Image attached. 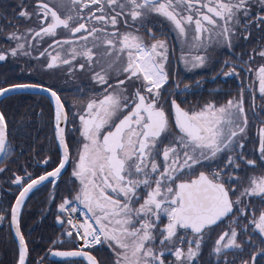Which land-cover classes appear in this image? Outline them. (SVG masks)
I'll return each instance as SVG.
<instances>
[{
	"label": "snow or ice",
	"instance_id": "6c2138e0",
	"mask_svg": "<svg viewBox=\"0 0 264 264\" xmlns=\"http://www.w3.org/2000/svg\"><path fill=\"white\" fill-rule=\"evenodd\" d=\"M17 8L30 26L7 34L14 46L0 48V61L44 57L45 69L86 74L92 87L69 100L42 80L0 83V97L47 94L56 145L55 160L33 157L42 174L10 169L19 156L0 111V173L12 171L19 189L14 203L0 202L15 264H33L24 211L45 182L61 231L36 264H201L209 240V264H264V42L236 51L253 29L264 32V0H20ZM44 37L53 43L33 56ZM224 50L231 56L217 55ZM180 64L239 81L235 94L190 104L203 77L181 88ZM66 166L71 184L56 202ZM105 249L107 257L93 254Z\"/></svg>",
	"mask_w": 264,
	"mask_h": 264
},
{
	"label": "flooded vegetation",
	"instance_id": "af4514ba",
	"mask_svg": "<svg viewBox=\"0 0 264 264\" xmlns=\"http://www.w3.org/2000/svg\"><path fill=\"white\" fill-rule=\"evenodd\" d=\"M20 0H0V48L12 47L14 42L7 39V34L14 31L15 27H19L21 31L25 27L30 25L22 18L18 19L16 13L18 11L17 5ZM64 36H57L56 39H63ZM39 38H37V41ZM37 41H33L30 38V43L37 44ZM258 41L264 42V32L253 29V35L249 38L248 42H241V47L236 51H250L257 46ZM52 39L44 37L42 41L37 44L36 51L33 52V56H38L39 51L44 48H48L52 44ZM52 49H50L51 51ZM231 56L230 52L224 50V52L217 53L221 58L224 53ZM178 54V52H177ZM44 57H40L39 60H34L31 57L21 58L19 60H12L11 58L7 62L0 61V83L5 80L10 81H44L46 85H54L56 88L61 89L66 99H73L77 97V88H83L85 92L92 87L88 82V76L83 73H77L75 78L68 77L63 70L49 71L43 67ZM261 63L257 58L255 64ZM219 68V65H216ZM22 69H24L22 71ZM178 73V75H177ZM214 72L211 69H198L194 72H188L180 64L176 69L173 66V78L181 81V88L184 84H191L193 81L203 77L202 85L199 89H194L195 94H189L187 99L190 104H195L197 101L210 97L223 102L228 93L235 94L236 85L239 83L237 80L231 78L217 77L212 79ZM241 78L247 82L249 77L241 73ZM67 81V82H66ZM86 99L87 97H83ZM257 105L261 103L259 96L257 95ZM43 110V112H41ZM259 111V109H257ZM0 111H5L9 119V139L15 145L17 156L19 160L16 163H9L8 167L12 170H18L20 165L27 164L28 170L37 174H42L44 168L42 164H37L36 160L42 159L45 156H51L53 160L56 159L55 142L52 141V129L49 121V102L46 94H39L35 92L30 93H11L7 94V97L0 98ZM250 119H252L250 114ZM250 133L254 134V128L250 127ZM76 138L79 139V134L76 133ZM70 138V143H71ZM24 150V154H20V150ZM34 149V151H33ZM51 170V167L48 168ZM19 174H23L20 172ZM12 171L0 173V202L7 206L9 202L14 203V197L18 195V186L11 183L13 179ZM71 168L66 166V170L62 173L60 181H57L58 189L56 191V198L59 201L61 195L67 194V189L71 184ZM52 192L51 184L45 182V186H41L40 189L34 190L29 194V198L37 196L39 198H48ZM28 198V199H29ZM27 199V200H28ZM57 201V202H58ZM27 202V201H26ZM49 200L43 199V205L36 208L38 214L32 217L27 216V211L30 208L25 207L24 211V229L25 234L30 239V248L32 249L30 259L33 264L44 256L47 247L50 246V239H54L61 231L60 225L55 223L54 205L50 209ZM258 203V201H254ZM29 218L27 221L26 219ZM227 223L221 225L219 228L214 229V237L218 235L222 230H226ZM212 240L208 241L205 246L201 257L199 258L201 264H209V261L214 262V257L209 256V249L212 244ZM18 254V243L13 241L9 236L7 221L4 224H0V264H15V260ZM99 258L107 257L110 254V250L105 249L100 253H93ZM232 255H243L247 258L248 253H229V258ZM171 259V257H169Z\"/></svg>",
	"mask_w": 264,
	"mask_h": 264
},
{
	"label": "trees",
	"instance_id": "16d2710c",
	"mask_svg": "<svg viewBox=\"0 0 264 264\" xmlns=\"http://www.w3.org/2000/svg\"><path fill=\"white\" fill-rule=\"evenodd\" d=\"M43 199H45V202H46V197H37V196H32L30 197L27 202H26V207L27 208H30L28 211H27V216L30 218L32 216H34L35 214H38V211L36 210V208H39L40 206L43 205ZM58 200H56L57 202ZM29 218H27L26 220L28 221Z\"/></svg>",
	"mask_w": 264,
	"mask_h": 264
},
{
	"label": "water",
	"instance_id": "95a60500",
	"mask_svg": "<svg viewBox=\"0 0 264 264\" xmlns=\"http://www.w3.org/2000/svg\"><path fill=\"white\" fill-rule=\"evenodd\" d=\"M9 94H11V93H9ZM47 95V94H46ZM1 98V97H0Z\"/></svg>",
	"mask_w": 264,
	"mask_h": 264
}]
</instances>
